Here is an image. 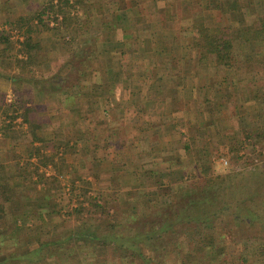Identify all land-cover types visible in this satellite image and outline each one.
I'll return each instance as SVG.
<instances>
[{"label":"crops","instance_id":"obj_1","mask_svg":"<svg viewBox=\"0 0 264 264\" xmlns=\"http://www.w3.org/2000/svg\"><path fill=\"white\" fill-rule=\"evenodd\" d=\"M9 1L8 12L0 6V27L5 16L15 22L26 9L39 10ZM88 3V11L76 6L78 19L63 27L65 34L44 29L32 36L23 70L16 58L27 57L18 53V41L10 36L0 44V115L21 121L12 137L0 136V205L8 207L2 197L15 189L29 191L23 218L32 224L45 223L50 213L45 207L39 220V206L58 208L61 189L23 176L29 164L40 171L39 164L55 162V153L75 183L85 180L93 192L122 198L136 189L159 192L167 187L162 177L177 180L181 169L192 170L193 157L229 158L249 136L264 133V41L241 36L229 68L195 45L201 33L256 26L255 15L241 13L225 25L205 0H83ZM255 7L264 11V0ZM9 95L12 108L5 107ZM14 220L0 215V222Z\"/></svg>","mask_w":264,"mask_h":264},{"label":"trees","instance_id":"obj_2","mask_svg":"<svg viewBox=\"0 0 264 264\" xmlns=\"http://www.w3.org/2000/svg\"><path fill=\"white\" fill-rule=\"evenodd\" d=\"M21 1L25 6L29 3V0ZM205 1L209 11L221 14L225 25L241 13L247 17L255 15L258 24L240 26L241 35L230 33L231 26L222 27L219 32L201 33L195 45L204 57L214 56L217 65L229 68L240 53L241 36L264 41V11L256 9L257 0H245L243 8L241 0ZM9 2L5 0L0 5L3 12H8ZM77 5L87 11L93 6L89 3L84 6L83 0H47L41 10L33 14L26 9L27 14L15 22L5 16V26L0 27V44L9 42L11 31L17 32L21 38V41L17 39L18 53L27 58H16V65L23 70L32 56V36L44 29L53 32L59 31L62 25L68 28L78 19L75 16ZM45 12L48 15L43 19ZM50 21L52 26H49ZM88 23L86 19L84 24ZM247 140L249 142H241L235 149L236 162L245 161L246 156H238L244 146L251 152L256 151L255 145L264 141V133L249 136ZM195 161L200 163L201 160ZM235 166L216 175L207 168L189 180L184 176L171 181H167L170 176L162 177L159 183L164 185L167 181V193L136 189L125 192L123 199L109 193L89 195L91 185L77 179V184H81L79 194L87 206L78 202L71 211H66L64 215L72 219V227L52 238L38 235L40 228L36 223L29 222V229L26 228L22 222L27 209L26 197L20 189H15L11 197L6 194L2 197L8 207L0 205L2 217L6 213L16 217L14 221L0 222V264H264V178L248 187L241 177V169ZM35 170L33 174L37 173ZM27 178L29 174L24 177L25 181ZM49 182L58 183L53 177L41 183ZM69 184L72 195L79 186L74 180ZM43 200H46L45 195ZM45 207L50 213L45 216V223L41 221V226H55L53 214L61 215L64 208L56 210L41 205L36 211L39 220ZM6 231H9L7 237L3 235ZM24 231H29L26 243L18 239ZM20 247L25 248L20 251ZM10 248L14 249L9 251Z\"/></svg>","mask_w":264,"mask_h":264},{"label":"rangeland","instance_id":"obj_3","mask_svg":"<svg viewBox=\"0 0 264 264\" xmlns=\"http://www.w3.org/2000/svg\"><path fill=\"white\" fill-rule=\"evenodd\" d=\"M31 3L33 5V7H31V9H33V10L35 8L40 9L42 7L40 4H38L32 0H29V4H31ZM74 22H72L71 25ZM49 23L51 24L53 22L50 21ZM54 24H56V23H54ZM63 27H64L63 25L60 26L59 31H53V34H59V33L65 34ZM10 98H11V96L9 95V96L5 97V99H4L5 104H6L5 105L6 108H12V106L14 104L13 100ZM8 100H11V101L9 102ZM9 105H11V107H9ZM14 121H15L14 119H9V117L3 118V115L2 116L0 115V136L6 134V136L12 137L13 133H12L11 129H13L15 126H17L16 124L21 123V121L19 123H17V121L16 122H14ZM14 123H16V124H14ZM20 126H22V125H20ZM18 132H19L18 135L21 136L22 131H17L16 133H18ZM258 142H260L262 145H264L263 140L258 141ZM44 144L45 143H43L41 145L43 149H44ZM257 144H259V143H257ZM259 145H255V148H254V151L256 150L255 152H251V150L249 151V147L246 148L247 146H244V149H242L241 152L239 151L240 154H238V156H242V155L246 156L245 161L241 160L239 162H236V160L233 158V156H229V158L226 157V160L228 162L226 166H223L220 163L219 157L216 156V154L218 152L217 153L213 152V156L211 158H209V160L205 157H202L203 159H201L200 157H193L192 170L181 169V170L185 171V173H184L185 178L184 179H188V180L193 179L194 174L198 173L197 175H199L201 170H206L207 168H210L209 170H211V172L214 175L220 174V173L223 174L224 171H229L230 169H232V166L236 165L237 167H239V169H241L240 170L241 174H242L241 177L244 180V182L247 183L248 187L249 186L253 187L254 185H256L257 182L262 181L261 178H264V147H261V145H260L261 149L259 150L258 149ZM39 151H41V150H39ZM39 153H41V152H39ZM259 153H261V155H259ZM56 154L57 153L54 154V156H55L54 161L59 162L58 164L53 162V160L50 163H48L49 161L46 162L47 163L46 165H44L45 163H41L42 165L39 164L40 171L37 170L38 167H35V166H32L31 164H29V173H27V175L29 174V180L33 179L32 181H34L35 184H37V183L42 184L41 182H44V181L46 182L47 179L52 178V177L56 178L58 183H59L60 189H61V191L59 192V196L57 197L58 198L57 202H59L58 203L59 205H58V208L56 210H58L59 208H62V207L64 209H63V213L61 215L60 214L59 215L53 214V216H54L53 222H54L55 226L43 228L40 223H36L37 227L40 228V230L38 231L37 234L41 235L42 237H46V238H52V236H54L56 233H59L60 231H62L64 229H69L70 227H72V225H73L72 219L70 220L66 215H64V213L66 211H71L78 204V202H82V204L87 206V202L83 201V197L79 194L78 188H80V186H81L80 183H79L80 184V186H79V184H77V182H76L75 185L76 186L78 185L79 187L76 188V190L74 191V194H72V195L69 194L70 193L69 181L72 180L71 175L69 173L63 172V165L61 164V160H59V158L56 157L57 156ZM234 155H236V152ZM197 158H199L201 160L200 163H196L195 159H197ZM206 160H208L209 163L208 162L205 163ZM243 162H248V163H246V165L242 168L241 166H242ZM197 166H199V167H197ZM34 170L37 172L36 174L35 173L33 174ZM260 173H262V174L259 175ZM41 175H43L44 178L41 177ZM23 177H25V176H23ZM26 180H27L26 182L28 183L29 182L28 178ZM39 180H41V181L39 182ZM49 183L47 185H49ZM51 183H57V182H51ZM58 183H57V185H58ZM161 186H166V184L161 185ZM84 189H86V187H84ZM160 190H161L160 191L161 193H167L168 187L160 188ZM20 191L22 192L24 197H26V200H27V197H29V191L25 192L22 189H20ZM90 193L93 194L95 192H93L90 188V191L88 192V194L91 195ZM99 193H102L105 195L108 192L106 190L105 191L100 190ZM26 200H24V201H26ZM26 205H28V204H26ZM63 220H66V222H64ZM22 222L26 226V228L29 229V221H26L23 218ZM18 237L20 238L19 239L20 242L26 243V241H29V231L22 232L21 234L18 235ZM28 245H29V243H28ZM24 248L25 247H20L19 250L22 251V250H24ZM13 249L14 248H10L9 251L10 250L12 251ZM5 253H7V251Z\"/></svg>","mask_w":264,"mask_h":264},{"label":"built area","instance_id":"obj_4","mask_svg":"<svg viewBox=\"0 0 264 264\" xmlns=\"http://www.w3.org/2000/svg\"><path fill=\"white\" fill-rule=\"evenodd\" d=\"M11 36L14 37L15 39H18L19 41H21L20 37H18L17 35V32L16 31H11ZM11 99V98H10ZM9 102L11 100H8ZM220 163L223 165V166H226L227 165V160L225 158H220Z\"/></svg>","mask_w":264,"mask_h":264}]
</instances>
